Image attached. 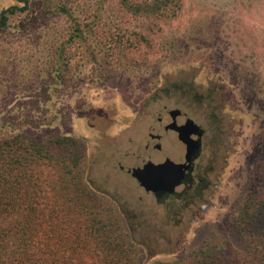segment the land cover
Wrapping results in <instances>:
<instances>
[{
    "label": "rangeland",
    "instance_id": "obj_1",
    "mask_svg": "<svg viewBox=\"0 0 264 264\" xmlns=\"http://www.w3.org/2000/svg\"><path fill=\"white\" fill-rule=\"evenodd\" d=\"M60 1L91 25L103 22L107 34L124 18L117 4L124 0H29L31 9L0 34V136L26 130L41 140L56 134L82 138L86 179L118 207L144 250L142 264L217 241L245 198L264 190V0H183L177 15L160 23L131 10L118 33L150 27L145 32L154 41L144 52L146 62L143 51L96 45L80 58L83 44L94 41L86 27L85 40L73 42L71 78L45 91L50 48L71 31L66 16L47 11V4ZM127 1L145 9L143 0ZM13 3L0 0V10ZM177 103L207 128L204 156L227 159L219 186L193 206L175 199L157 204L125 172L162 107Z\"/></svg>",
    "mask_w": 264,
    "mask_h": 264
},
{
    "label": "trees",
    "instance_id": "obj_2",
    "mask_svg": "<svg viewBox=\"0 0 264 264\" xmlns=\"http://www.w3.org/2000/svg\"><path fill=\"white\" fill-rule=\"evenodd\" d=\"M143 3L145 9L139 2H117L124 18H117L108 34L103 22L91 25L87 17L74 16L68 1L47 4V11L56 9L66 16L71 31L50 48V80L44 90L51 83L65 85L71 78L73 42L83 38L86 27H91L94 41L83 44L85 54L80 58L96 45L100 50L108 46L111 51L123 47L143 51L141 60L148 61L144 52L150 51L154 40L145 29L150 27L142 25L138 31L120 35L125 14L143 10L141 14L149 20L167 22L182 9L183 0ZM31 6L29 0H14L2 8L0 34L13 17ZM20 28L26 25L22 22ZM75 50L78 59L80 49L75 46ZM86 167V144L80 137L56 134L41 140L26 130L0 136V264H142V246L131 238L116 204L89 184ZM219 235L197 251L150 264H264V190L250 193Z\"/></svg>",
    "mask_w": 264,
    "mask_h": 264
},
{
    "label": "flooded vegetation",
    "instance_id": "obj_3",
    "mask_svg": "<svg viewBox=\"0 0 264 264\" xmlns=\"http://www.w3.org/2000/svg\"><path fill=\"white\" fill-rule=\"evenodd\" d=\"M184 107L183 103H177L169 109L165 105L162 107L156 118V126L151 123L147 136L142 139L143 150L132 153L133 158H136L135 163L125 171L145 194L160 205H167V201L175 199L184 200L185 205L193 206L206 192L214 191L224 175L227 159L219 163L216 155L209 151V158L204 156L208 145L204 140L207 128L191 117ZM172 145L175 149H172ZM166 161L176 165H169L166 170L167 182L152 181L150 175L145 179L149 190L132 174L134 169L143 168L146 164L159 165ZM120 169L124 170V167L120 165ZM177 174L178 184L170 191Z\"/></svg>",
    "mask_w": 264,
    "mask_h": 264
},
{
    "label": "water",
    "instance_id": "obj_4",
    "mask_svg": "<svg viewBox=\"0 0 264 264\" xmlns=\"http://www.w3.org/2000/svg\"><path fill=\"white\" fill-rule=\"evenodd\" d=\"M183 141V140H182ZM169 165H174L176 166L173 162L171 161H166L164 163H161L159 165H153L151 163L146 164L143 168H139V169H134L133 170V176L136 177L139 182L141 183V185L146 189L149 190V186L145 183V179L148 176H152V181H157L158 183L165 181V183L167 182V178H166V170L168 169ZM182 165V164H181ZM181 169V167H179ZM179 169V171H180ZM178 173V171L176 172ZM178 174L176 176V178L174 180H176L175 182H172L171 185V189L170 191L173 190V187L178 184Z\"/></svg>",
    "mask_w": 264,
    "mask_h": 264
}]
</instances>
